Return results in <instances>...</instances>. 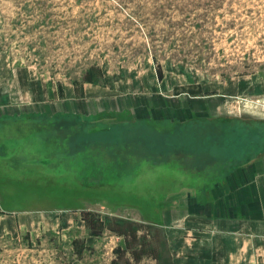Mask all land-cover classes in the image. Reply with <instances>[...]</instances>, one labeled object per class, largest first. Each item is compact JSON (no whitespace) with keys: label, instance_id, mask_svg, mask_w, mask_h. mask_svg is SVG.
I'll return each instance as SVG.
<instances>
[{"label":"rangeland","instance_id":"1","mask_svg":"<svg viewBox=\"0 0 264 264\" xmlns=\"http://www.w3.org/2000/svg\"><path fill=\"white\" fill-rule=\"evenodd\" d=\"M5 60L78 92L100 67L108 102L0 116V264H174V196L203 198L264 120V0H0Z\"/></svg>","mask_w":264,"mask_h":264},{"label":"crops","instance_id":"2","mask_svg":"<svg viewBox=\"0 0 264 264\" xmlns=\"http://www.w3.org/2000/svg\"><path fill=\"white\" fill-rule=\"evenodd\" d=\"M23 71L7 60L0 62V116L41 109L51 116L90 117L100 115L103 110L97 108L108 102L105 75L102 84L85 82L78 92L74 85L40 77L25 81ZM29 71L35 73L29 67L25 73ZM227 139L244 156L226 162V173L210 184L203 198L191 192L174 196L183 207L175 208L164 226L174 264H264V120L254 131L233 132ZM39 214L10 213L9 219L12 228L36 230L44 226ZM60 217L53 216L54 227L62 225L56 220Z\"/></svg>","mask_w":264,"mask_h":264},{"label":"trees","instance_id":"3","mask_svg":"<svg viewBox=\"0 0 264 264\" xmlns=\"http://www.w3.org/2000/svg\"><path fill=\"white\" fill-rule=\"evenodd\" d=\"M82 81L84 83L85 82L101 83V81H103V71H102V69L100 67H91L84 74ZM104 131H106V130H104ZM234 132H238V131H234ZM120 133H122V131H120Z\"/></svg>","mask_w":264,"mask_h":264}]
</instances>
